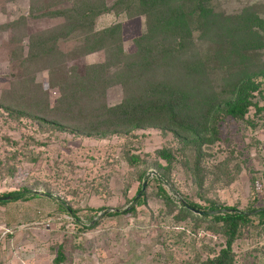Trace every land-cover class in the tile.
<instances>
[{"label":"rangeland","instance_id":"obj_1","mask_svg":"<svg viewBox=\"0 0 264 264\" xmlns=\"http://www.w3.org/2000/svg\"><path fill=\"white\" fill-rule=\"evenodd\" d=\"M102 1L110 6L116 0ZM31 3L0 0V196L21 188L38 194L0 203V264H198L212 256L224 246V236L209 217L184 215L179 201L201 207L213 201L240 210L264 207V0L206 2L222 29L247 7L262 23L256 28L259 46L241 66L207 76L179 75L178 85L193 94L214 90L224 95L220 92L245 76L257 85L244 117H219L215 140L199 152L157 127L88 133L33 118L63 115L57 98L64 80L105 56L84 53L80 31L59 37L54 51L39 52L32 42L52 37L54 30L65 33L60 29L65 20L53 14L60 7L36 9ZM115 22L122 23L123 49L131 54L142 19L111 10L97 15L94 26ZM216 28L194 32L192 42L205 48ZM123 95L121 84L112 83L104 101L112 106ZM68 116L77 128L87 120L70 108ZM162 148L172 154L171 162L157 154ZM161 173L165 178L156 180ZM143 182L144 202L136 205L133 198ZM159 187L175 205L162 198ZM64 206L74 209L78 221ZM132 206L134 211L120 216H103L99 210ZM252 219L232 244L234 264H264V225ZM59 249L61 263L55 262Z\"/></svg>","mask_w":264,"mask_h":264},{"label":"trees","instance_id":"obj_2","mask_svg":"<svg viewBox=\"0 0 264 264\" xmlns=\"http://www.w3.org/2000/svg\"><path fill=\"white\" fill-rule=\"evenodd\" d=\"M207 1L116 0L106 6L102 0H32L31 4L36 5V9L60 7L53 14L63 16L65 20L60 28L65 33L59 34L58 30H54L50 34L52 37L32 42L39 52L54 51L59 37L80 31L84 35L83 52L102 51L105 57L102 62L87 65L84 73L64 80V87H61L57 98V103L64 105L63 115L50 119L38 114L31 116L63 130L88 133L129 134L137 129L157 127L171 131L185 145L199 152L203 144L215 140L219 117H244L257 85L245 76L233 83L229 90L220 92H225L224 95L214 90L193 94L178 85L179 75L187 77L198 73L207 76L212 71L241 66L248 58V52L259 46L256 28L262 23L259 16L247 7L232 16L230 26L222 29L224 24L211 18ZM111 10L115 15L142 19L141 32L133 40L135 50L131 54L123 49L121 22L95 29L96 16ZM213 25L217 27L213 39L205 48H197L191 40L193 33L200 35ZM111 69L115 72L111 73ZM112 83H120L124 95L120 103L108 106L104 96L106 88ZM69 108L78 110L81 117L87 119L85 124H80L78 128L70 125ZM157 154L167 163L173 159L167 148L159 149ZM133 159L137 161L138 158ZM164 178V173H161L156 180ZM159 188L163 192L162 198L175 205L173 198ZM137 193L133 200L140 205L144 201ZM29 195L38 194L21 188L1 195L0 203L24 199ZM61 204L64 205L63 202ZM179 205L184 215L191 214L198 219L209 217L214 223V230L225 238L223 247L198 264H234L232 244L241 228L251 224L253 216L264 225V207L240 210L213 201L201 207L183 200L179 201ZM64 208L78 221L74 209L69 206ZM194 209L201 213L195 215ZM99 210H103V216H120L134 211L135 206L124 211ZM57 254L55 262L61 263L64 259L61 249Z\"/></svg>","mask_w":264,"mask_h":264},{"label":"water","instance_id":"obj_3","mask_svg":"<svg viewBox=\"0 0 264 264\" xmlns=\"http://www.w3.org/2000/svg\"><path fill=\"white\" fill-rule=\"evenodd\" d=\"M144 187H145V182L142 183L141 188H140V190H139L138 193H137V196H139V195L141 194V192L143 191ZM6 198H10V197L7 196ZM193 211H195V212H197V213H201L200 211L195 210V209H194Z\"/></svg>","mask_w":264,"mask_h":264}]
</instances>
